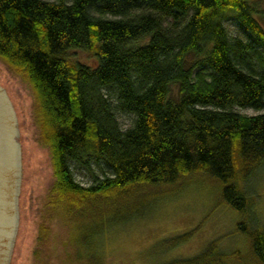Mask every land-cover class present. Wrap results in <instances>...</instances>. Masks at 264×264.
<instances>
[{"label":"trees","instance_id":"trees-1","mask_svg":"<svg viewBox=\"0 0 264 264\" xmlns=\"http://www.w3.org/2000/svg\"><path fill=\"white\" fill-rule=\"evenodd\" d=\"M256 13L253 0H0V59L30 86L38 138L51 153L54 180L35 254L53 220L89 229L126 220L198 174L219 181L223 200L247 213L233 182L232 141L244 168L264 165V111L233 107L264 109ZM230 15L245 39L228 33ZM77 47L92 50L96 65L72 62L68 51ZM116 110L133 115L129 126L121 127ZM91 160L110 174L83 185L70 163ZM150 187L161 188L137 194ZM190 234L156 246L171 248ZM248 236L245 254L223 252L213 240L162 264H264V228Z\"/></svg>","mask_w":264,"mask_h":264},{"label":"rangeland","instance_id":"rangeland-1","mask_svg":"<svg viewBox=\"0 0 264 264\" xmlns=\"http://www.w3.org/2000/svg\"><path fill=\"white\" fill-rule=\"evenodd\" d=\"M253 3L257 9L255 16L264 27V0H253ZM223 23L230 35L247 37L234 16H228ZM68 56L72 62L89 66L97 63L89 48H72ZM0 85L6 90L16 115L19 145L17 220L8 264H162L198 254L213 240L223 252L238 250L245 254L249 250L248 231L264 228V165L244 168L233 140L232 162L236 172L233 182L248 201L244 215L223 200L219 181L198 174L174 192L151 196L140 213L126 220L110 225L104 220L92 229L53 220L35 254L41 205L54 180L51 153L38 138L30 86L1 59ZM172 89L175 92L176 86ZM233 109L245 114L264 111L238 106ZM115 112L122 128L131 124V113ZM70 168L74 178L83 185L89 184L94 175L110 174L103 162L95 160L88 167L72 162ZM160 188H138L137 194L145 195ZM86 223L94 222L88 219ZM183 232L191 233L184 242L168 249L157 248L161 240Z\"/></svg>","mask_w":264,"mask_h":264},{"label":"water","instance_id":"water-1","mask_svg":"<svg viewBox=\"0 0 264 264\" xmlns=\"http://www.w3.org/2000/svg\"><path fill=\"white\" fill-rule=\"evenodd\" d=\"M18 128L6 90L0 85V264H8L16 229Z\"/></svg>","mask_w":264,"mask_h":264}]
</instances>
